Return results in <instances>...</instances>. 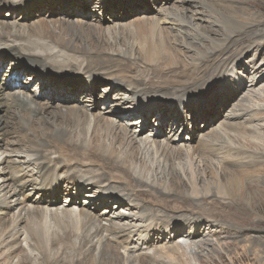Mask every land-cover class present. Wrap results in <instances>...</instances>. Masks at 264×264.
<instances>
[{
    "label": "bare ground",
    "instance_id": "obj_1",
    "mask_svg": "<svg viewBox=\"0 0 264 264\" xmlns=\"http://www.w3.org/2000/svg\"><path fill=\"white\" fill-rule=\"evenodd\" d=\"M20 1L17 5L16 0H0V73H6V77L10 73L14 75L7 84L0 85V220L13 212L9 222L0 221V250H6L7 260L13 263L18 258L16 264H33L29 254H24L26 251L17 252L24 235L30 240V247L40 250L46 264L58 256L66 264L81 261L84 264H125L129 254L136 257L139 264H156L158 261L152 255L137 253L143 246L131 248L133 236H144L143 245L170 241L185 231L190 240L199 238L206 233L201 229L206 223L200 222L199 217L192 222L193 217L197 213L210 214L209 205L218 211L227 208L243 216L247 212L244 206H251L257 199L263 201L259 189L251 188L262 184L253 173L264 170V154L250 150L260 144L250 139L242 144L240 138L250 132L258 133L246 125L256 118L259 110L243 103L249 99L248 95L241 97V104L229 108L221 127L207 131L206 139L203 137L198 147L170 146L167 135L160 139L167 126L172 132L179 126L189 128L194 134L196 120L211 122L213 112L219 110L217 103L221 102V97L216 100L215 93L198 96L193 86L206 78L208 71L222 68L225 54L236 42L245 40L242 48L259 47L255 42L263 35L254 33L259 29L256 25L262 26V20L248 7L239 5L247 0L210 1V10L201 13L202 19L211 21L213 27L200 25L210 41L197 46L188 36L172 34L171 28L161 26L154 17L141 16L131 23L133 28L116 23L120 25L117 30L101 26L104 20L100 16L96 20L99 24L94 23V17L85 21L91 7L93 10L99 7L120 19L127 14V10H123L126 6L139 7L148 0ZM93 3L98 5L92 6ZM175 6L176 12H181L173 16L169 12L173 22L189 25L185 15L187 8ZM5 9L11 11L13 20L4 19ZM46 10L51 14L57 11L58 16L53 20L44 19L47 14L40 15ZM34 17L38 19L30 22ZM89 23L94 28H90ZM116 46L120 47L115 50ZM190 50H195L197 56H189ZM74 72L84 73L86 77H73ZM26 73L30 75L26 79L32 78L40 86V89L34 88V93L29 92V84L23 82ZM239 73L235 71L237 89L244 84ZM100 80L106 83L103 103L120 108L125 102H131L128 110L133 111L126 115L107 109L112 112L110 116L90 112L88 106H99L92 93L99 89ZM16 84L20 88L14 89ZM225 84L228 86V82ZM114 90L118 91L115 96L111 95ZM150 93L155 94L152 100L161 101L156 94L169 99L164 100L166 103L161 101L164 103L161 106L152 107V100L147 104L144 101ZM174 97L176 99L172 100ZM44 98L60 100L53 105L45 103ZM132 116H140L151 128L145 138L132 128L138 124L137 119H130ZM232 129L235 133H231ZM236 134L240 137L235 138ZM2 147L14 157H2L6 152L1 151ZM222 153H226L224 158L233 168L225 167L221 173L212 168L214 180L207 179L203 193L199 188L204 179L199 180L197 172H186V179L184 173L173 166L174 159L192 161L196 154L213 157ZM199 169L207 175V166ZM164 179L169 181V189ZM29 186L41 196L30 205L20 196ZM90 189L92 192L86 195L92 198L83 195ZM143 193H149L148 199L142 197L143 202L137 201ZM206 196L209 203L205 201ZM63 197L64 205L58 206ZM127 200L129 215L111 206L113 202L122 206ZM72 201L75 205L70 206ZM83 201L86 204L81 205ZM76 204L80 209L72 210ZM101 205L106 207L97 214ZM130 206L138 212L133 209L131 213ZM46 207L54 208L48 214ZM86 207L94 210L96 216ZM18 208L19 211H14ZM158 208L166 211L160 210L162 214L158 215ZM178 216L184 221L176 220ZM169 217L175 220L170 222ZM208 219L213 220V217ZM161 220L169 222L167 227L161 226ZM183 222L184 226L176 228ZM65 242L69 243L68 248L63 247ZM127 249L132 253L126 255L123 250ZM187 252L185 246H179L160 248L154 253L170 259L168 264H186L181 260L189 255ZM177 254L180 257L175 256ZM76 257L81 259L79 263Z\"/></svg>",
    "mask_w": 264,
    "mask_h": 264
},
{
    "label": "rangeland",
    "instance_id": "obj_2",
    "mask_svg": "<svg viewBox=\"0 0 264 264\" xmlns=\"http://www.w3.org/2000/svg\"><path fill=\"white\" fill-rule=\"evenodd\" d=\"M200 1H202V2H200ZM210 1L212 2V0H186L183 3H180L176 0H162V1L161 0H148L146 5L141 4V6H139V7H137V6H130V7L126 6L123 10H125V11L127 10V14H126V16L122 15L123 18H120V19H115L114 15H112L109 12H105L102 9L100 10L99 7H96V10H93L94 8L91 7L92 11H91V13H88V15H85V17H86L85 21L91 20L94 17V18H96L95 20H93L94 23L99 24L98 21H96V20H97V17L100 16V18L101 19L103 18V20H104L102 22L101 26H103L106 30H109V29L110 30H117L120 28L119 27L120 25L119 24L115 25L116 23H120L121 25H125V27L133 28L131 23L134 20H138L142 17H150V18L154 17L160 22L161 26H166L168 28H171L172 34H180L181 36H188L190 38L189 40H194V42L192 44L196 45V46L200 45V44L206 45L207 43H209L210 39L205 37V34L201 30L200 25H203V26L209 25L210 27H213V24L211 21L208 22L207 19H202L203 13H201V11L206 12V10H210V8L208 7V5L210 4ZM16 3H17V5H19V3H21V1L16 0ZM233 4L236 5L237 1H233ZM17 5H15L14 7H16ZM94 5H98V3H93L92 6H94ZM175 5H178L181 8H187V10H185V15L187 16V19L190 22L189 25H183L182 26L180 24L173 22V20H172L173 17H170V13L171 14L173 13L171 15V16H173L176 14H180V12H181V11L176 12L178 8L176 9ZM239 5H243V6L248 7L251 10V12L254 14V16H257L260 20H262L261 21L262 26L256 25V27H259V29H257L254 34L256 36L259 34H260V36L261 35L264 36V0H247V2L239 3ZM214 6H216V5H214ZM217 7H220V4H217ZM6 9H8V8H6ZM6 9L4 10V13H3L4 19L6 21L7 20L8 21L13 20V16L11 15V11L6 10ZM198 12H200V13H198ZM41 13H42L40 15L41 17H42V15L47 14L46 17H43L44 19L47 18V20H49V19L53 20L58 16L57 11L52 12L53 14H51L47 10L42 11ZM248 15H250V13ZM37 16H39V14ZM49 16H50V18H49ZM199 17H201V19H199ZM205 17L207 18V15ZM36 19H38V18L34 17L33 19H30L29 21L31 22V21H34ZM90 24H92V23H89L88 26H90V28H94L93 25H90ZM216 25H218V24H216ZM216 25L214 26L215 28H217ZM260 27H261V29H260ZM263 36L260 38V40H259L260 42L259 41L255 42L257 44L259 43L258 44L259 47H257V48L256 47L242 48V44L245 43V40H241V41L236 42L235 46L229 52H227L225 54L226 59L221 65L222 68L219 67L218 68L219 71L216 69L212 70V71H208V73L205 76L206 78L201 79V81L197 85L193 86L194 90H195L194 92H197L198 96H201V97H203L204 95L205 96H211L213 93H215V95H217L216 100L218 99V97H221V102L217 103L219 105V110H217L216 112L214 111L212 116H211V118H212L211 120L214 122H212V121L211 122H208V121L201 122V121L196 120L195 121L196 127L194 128L195 131H193L194 134L189 132V128H187V130H186V129H183L182 127L177 126V131L172 132V131H170L171 128H169L167 126L163 130L164 132L161 135L160 139L161 138L164 139V136L166 137V135H167V136H169L168 139L170 142V146H175V147L179 146V147H183V148L198 147L203 142L204 134L207 131H210L212 128L221 127V125H222L221 122L223 121V119L224 120L226 119L225 115L230 111L229 108L233 107V105H235V104H238V105L241 104L242 103V102H240L241 97H243L244 95H248L249 99L246 101H243V103L245 105H249L251 107L253 106L254 107V108L252 107L253 109H256V110L259 109V110L257 111L258 115L256 116V118L252 119V121L246 122V125L252 126V128L254 130H256L258 133L251 134V132H250L249 134H247L245 136V138L240 137L239 134H236L235 138L237 136L242 138V142H243L242 144H246L245 141H247V139H250L252 142H254L256 144H260L259 146L250 147V150H252L254 152L255 151L261 152L264 154V151H263L264 150V42H262L264 40ZM111 42L115 43V41H111ZM121 42H123V40ZM121 42H119V43H121ZM117 47L119 48L120 46H116L115 50L118 49ZM135 48L137 49L138 46L135 45ZM181 48H183V47H181ZM203 48L205 49L206 47L204 46ZM197 54H196L195 50H190L188 52L189 56H195V55L197 56ZM10 58H13V57H10ZM196 58H198V57H196ZM194 61L195 60H193V62ZM237 70L240 72L238 74V76H241L242 81L244 82V84L242 85L243 87H240V89H237L235 87L238 84L236 74H235V71H237ZM73 74H74L73 77H86L84 73H83V75H79L80 73H75V72ZM5 75H6V73H4L3 75L0 73V85H2V86L7 84V82L12 77H14L13 73H10L8 77H6ZM26 77H30L29 73H26L25 77L23 78L24 84H26V83L29 84V90H28L29 92H31V93L36 92V91H34L35 87L40 89V86L36 85V82L32 78L26 79ZM88 80L89 79H87L86 81H88ZM102 81L103 80H100V82H99L100 83L99 89L95 90V93H92V95L94 94L95 97H97V101L99 102V106H97V107H92L91 105L88 106V109L90 110V112H91V110H93L95 112H101L105 116H110L112 114V112L106 111L107 109H113L116 112L121 111V113H124L126 115H128L131 111H133V110H130V111L128 110L132 106L131 102H125L126 104H123V107L120 105V108L117 107L116 105L111 106L110 104L103 103V101L101 99H103V97L105 95L103 87L105 86L106 83H104ZM225 82H228V86H226ZM220 87H221V90L218 91V88H220ZM228 87H229V89H228ZM13 88L18 89L20 87L18 84H16L13 86ZM116 93H118V91L114 90V91H112L111 95L115 96ZM40 94H41V91H40ZM151 98H155V94L150 93L148 96L144 97L145 104H147L149 100H152ZM156 98L158 100L163 101V102H164V100L169 99V97H162V96L157 95V94H156ZM174 99H176V98L174 97L172 100H174ZM59 100H60L59 98H54L51 101L45 100V98L43 99V101L45 103L49 102L53 105H55L54 102H57ZM137 100H140V98H137ZM161 101L159 102L157 100H152L150 105L152 107H153V105L155 107H157V106H161L162 104L166 103V102L163 103ZM80 102H82V101H80ZM84 104H86V102H84L83 105ZM198 106L201 107L202 105L198 104ZM186 110H187V112L190 111V109H186ZM253 112L255 113V111H253ZM253 112H251V113L253 114ZM130 119L131 120H133V119L138 120V124L132 125V128L134 130H137V132L140 134L141 137L145 138L149 133H151V130H150L151 128L146 126L148 124H144L143 119L140 116H132V117H130ZM154 119L156 121H158L157 118L154 117ZM186 119H187V116H185L184 120H186ZM233 130L234 129L231 130V133H235V131H233ZM14 138H16V137H14ZM174 138H177V140H175ZM204 138L206 139V137H204ZM244 147L248 148L249 146L244 145ZM254 149H256V150H254ZM259 149H263V150H259ZM2 150L4 151L6 149H4V147H2L1 151ZM231 152L233 154L234 151H231ZM224 154L226 155V153H222V154H218V155L215 154V156L213 155V157L212 156H210V157L199 156V154L198 155L196 154L197 156L195 155V157L192 159V161H190V159H187V158L174 159L173 160V162H174L173 166L182 174L184 173L183 174L184 178H186V176H185L186 172L189 173V172H191V170H193L195 173L197 172L199 180L202 181V179H204V181L201 182V184H202L201 189L199 188L200 192H202V191L204 192L205 187L203 185L208 183V180L209 181L214 180L213 175H212L213 174L212 168H214V171L217 173L223 172L225 167L229 168V169L233 168V166L231 165L229 160L224 158V157H226V156H224ZM1 156L2 157L9 156L10 158L14 157V155H11L9 152H7V150ZM63 159H66V158H63ZM200 166L201 167L207 166L208 171H209V172L207 171V175H203L200 172V169H199ZM30 167H32L33 169L35 168L34 165H31ZM32 168H30V169H32ZM234 168H238V167H234ZM255 173H253L255 175L254 177L255 178L259 177L260 182L262 184H259V186L256 185L255 188H254V186H252L251 189L252 190L259 189L260 194H262V197H260V198H264V170L259 169ZM164 180H166V179H164ZM248 180L249 179L246 178L245 182H248ZM168 183H169V181L166 180V182L164 184L167 188L169 186ZM199 183H200V181H199ZM90 192H92L91 189L83 195L87 196L88 198H92V197L86 195ZM211 192H214V190H212ZM20 196L29 205L32 203V200H34V199L39 200V198L41 197L39 192H36L34 189H32V186H29V188L26 189L24 191V193L21 194ZM142 197L145 200H147L149 197V193L141 194L140 198L139 197H138V199L136 198L137 201L142 200L141 202H143ZM133 198H135V197L133 196ZM196 198H197V196H196ZM201 198L202 197H198V199H201ZM83 199H85V198H81V200H83ZM261 200H263V201H260V199H257L255 201V203H253L251 206H249L250 204H248L247 206H244V209L245 210L247 209V212H244L243 216L241 213L235 214L233 212H230L229 209H227V208H226L227 210L224 208V209L218 211V210H215L214 207L209 205V207L211 209L210 214H206V213H200L199 214V213H197V215H195L193 217L192 222H194V220L199 217L201 219L200 222L206 223L205 227L202 228V226H201V229H204L203 232L204 233L206 232V233H205V235H203L199 238H194V239L190 240L189 236L184 234V233H186V231H185V232L181 233L179 236H177V238H174L170 241L159 240L158 242H156L155 245L151 244V243L149 245H147V244L143 245V243L146 242L145 237L140 236L139 234H136L130 240L131 248L133 246H136L137 248L140 246H143V249L139 250V252H137V253H139L140 255L142 254V256H146V255L151 256L152 255V257L156 258L157 259L156 261H158L156 264H161V263L163 264V262L168 264L170 261V259L159 257L158 254L155 255L154 252L157 249H160V248L161 249L162 248L167 249L168 247H171V248L177 247L178 248L179 246H185L187 251H188L187 253L189 255L183 256L182 260H181V261H185L186 264H264V199H261ZM205 201L208 202V196H206ZM227 201H228V199L225 200V202H227ZM72 202L73 203H71V205L69 204L70 206L75 205V202L74 201H72ZM64 203H65V198L63 197L57 204H58V206H62V205H64ZM82 204H86V203L83 201V202H81V205ZM127 205H128V200L126 201V204H122V206H120L114 202H113V204H111V206L114 207L113 208L114 210H119V211H122L123 213H126L129 215L130 214L129 210H127V208H126ZM116 206H120L119 209ZM104 207H106V206L101 205L100 208L97 209L96 213L98 214V212L103 210ZM46 208H48V209H46V211L48 212V214H50L51 209H53L54 207L53 208L52 207H46ZM19 209L20 208L14 210V211L17 212V211H19ZM77 209H80V205H78V204H76V206H74L72 208V210H77ZM87 209L90 210V208H87ZM130 209L132 210L131 213H133V209L135 211L137 210V208H134L132 206H130ZM158 209H159L158 212H160V210L162 212L166 211L165 209L163 210L162 208H158ZM88 212L93 213L94 210H90ZM136 212H138V211H136ZM12 214H13V212L10 211L6 215H3L2 219L0 220L1 223L5 224L6 222H9L11 220ZM160 214H162V213L160 212L158 215H160ZM93 215H94V213H93ZM94 216H96V215H94ZM210 216L213 217V220L209 221L208 218H210ZM171 218L169 217L167 220L170 222H173L175 219L174 218L171 219ZM128 219L129 218H126V220H128ZM176 220L184 221L180 216H178L176 218ZM168 221L161 220L160 221L161 226L167 227V224L169 223ZM154 222H156L155 225H158V222L156 220ZM180 225L184 226V222L178 224V226H176V228L179 227ZM55 228H56V226H55ZM182 228L185 229L184 227H182ZM212 231H213V233H212ZM29 241L25 238L24 235H22L20 238V242L18 245V251L17 252H19V254H21V253H24L26 251L24 254H27V255L29 254V256L32 258L33 264H46L43 254L40 252V250H37V249L33 248L32 246L30 247L29 243H28ZM62 245H63V247H64V245H66L67 246L66 248H68L69 243L65 242V244L63 243ZM21 249H23V251ZM0 251H1L0 252V264H16V262L18 261V258L15 259V261L13 263H11V260H9V259L7 260V258L5 257L6 250L2 249ZM123 252H125V254L127 255L128 253L131 252V250L127 249L125 251L123 250ZM183 252H184V249H183ZM126 255H125V257H127ZM129 255L130 256L127 257L129 259H126L127 262H125V264H131V263L137 264L138 259H136V257H131V254H129ZM175 256H179V255L177 254ZM53 258H55V257H52L50 259L51 260L50 262H52L50 264H55L54 262H56V261L58 262L56 264H66L65 261H64L65 263L63 261H61L59 256L56 257L55 259H53ZM36 259H37V261H36ZM40 261H41V263H39ZM76 261L79 263V261H81V259H79V257H76ZM135 261H137V263ZM179 261H180V259H179ZM81 262H82V264H84L83 261H81ZM81 262L79 264H81ZM177 263H178V259H177ZM151 264H154V263H151Z\"/></svg>",
    "mask_w": 264,
    "mask_h": 264
}]
</instances>
